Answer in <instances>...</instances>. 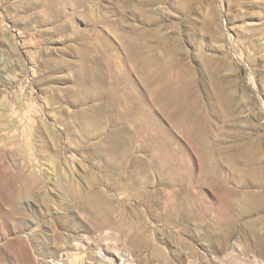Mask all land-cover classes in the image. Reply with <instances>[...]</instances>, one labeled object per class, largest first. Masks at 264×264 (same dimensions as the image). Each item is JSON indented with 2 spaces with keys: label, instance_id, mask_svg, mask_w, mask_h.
I'll return each mask as SVG.
<instances>
[{
  "label": "rangeland",
  "instance_id": "rangeland-1",
  "mask_svg": "<svg viewBox=\"0 0 264 264\" xmlns=\"http://www.w3.org/2000/svg\"><path fill=\"white\" fill-rule=\"evenodd\" d=\"M83 1L57 30L38 1L0 0V264H264V207L240 215L264 192V0ZM158 135L189 181L195 143L215 160L234 219L194 187L178 197L197 219L172 217Z\"/></svg>",
  "mask_w": 264,
  "mask_h": 264
},
{
  "label": "bare ground",
  "instance_id": "bare-ground-1",
  "mask_svg": "<svg viewBox=\"0 0 264 264\" xmlns=\"http://www.w3.org/2000/svg\"><path fill=\"white\" fill-rule=\"evenodd\" d=\"M38 1V2H35ZM34 2L36 3L37 8L39 9L40 13L42 14L43 17L48 18V19H54L55 17H57L58 15H62L63 17H66V22L62 25L59 24V26L57 25L56 29L57 30H61L64 26H67L68 23L71 21L70 18H68L70 16H67L66 14V9H69L72 7L71 10H78V9H82L83 7V0H34ZM85 4V3H84ZM70 6V7H68ZM81 7V8H79ZM65 13V14H64ZM76 12L74 11V14ZM58 14V15H57ZM73 16V15H71ZM72 26V25H71ZM69 27V26H68ZM64 29V28H63ZM73 31V30H72ZM74 31H75V27H74ZM77 32V31H76ZM78 33V32H77ZM96 35L97 38L100 42L104 43L105 46V51H108L109 54L112 53V45L111 43L108 41V39H106L105 37H103L98 31H96ZM73 37V36H72ZM127 54H129L130 57H136V55L134 54L133 50L131 49V47H127ZM107 55V54H106ZM91 63V62H89ZM83 64V63H82ZM85 64V63H84ZM133 67V66H132ZM84 72H82L80 75L84 74ZM77 75V74H76ZM78 75L77 81H79L81 79L82 76ZM84 76V75H83ZM109 76V75H108ZM98 80H96V83H105L104 81L100 80L99 78H97ZM103 79V78H102ZM108 84V83H107ZM106 87V86H105ZM93 88V87H92ZM89 90V89H88ZM98 91V90H97ZM159 95H157V91H155V103L157 104V99H158ZM141 103V102H140ZM158 105H162V106H171L172 103L166 104L165 102L158 101ZM100 109H94L96 116H97V111H99ZM122 111L118 110V109H109L106 112L109 114V116H111V114H115V112H119V118L122 122V120L125 118V115H127V113L125 114V112H123L124 110L121 109ZM170 112L169 113V119L171 121H173V124L175 122V124H178L179 126H184V124L182 123L181 119L178 120V116L175 112L174 109H168ZM166 110V111H168ZM178 109H176L177 111ZM180 113V112H179ZM140 114L142 115V119L143 121H147L149 118L148 113H142L140 112ZM180 115V114H179ZM180 117V116H179ZM182 118V117H181ZM186 121V119H185ZM158 127H156V129L158 130ZM162 127V126H161ZM164 128L162 127V133ZM160 132V130H159ZM166 132V131H165ZM164 132V133H165ZM186 133V132H185ZM194 134L191 135V139L193 137ZM164 136V135H163ZM166 138V137H165ZM194 140V139H193ZM165 141V140H164ZM162 137H158L154 138V140H152L151 142V148L149 150L150 154H152V159H153V167H155L156 171H159L160 173H164L168 176H172L173 174L170 175V173H174V177L172 179V181H168L167 178V182L169 185L168 188L172 187H178L179 189H175L173 188V190L171 189L170 191H172L170 193V195L173 194V196L176 198V200L180 199L178 197V193L179 194H184L183 192V188H197V189H201L202 191H204V188H209L216 196V202L220 205H217L219 207H222V209H216L217 211V222L216 224H219L220 222H224V220L226 219V214H227V219L229 218V220L234 219V216L232 217L230 215V213H228L229 211V205H231V201L233 196L235 195V193L237 191L235 190H228L227 189V184L224 180L223 176H219L216 172V168H215V160H213L212 157H208L205 155V151L203 149V147L199 144V143H195L196 145L194 146L193 150L195 152H197L198 156H199V170L195 173L192 172V180L189 181L188 179V172H190L191 170L188 169V164H187V160H186V153L184 151V149L182 150L180 147L175 146V142L173 143V146L171 145V141H166L164 142ZM130 142L127 141L124 146H126V144H129ZM192 143V142H191ZM199 144V145H198ZM130 145V144H129ZM190 145V144H189ZM192 145V144H191ZM194 145V144H193ZM182 147V146H181ZM138 161V160H137ZM142 162V161H141ZM141 167L143 166L144 168H142L141 172H145L147 171V169L145 168L144 162L140 163ZM138 164V165H140ZM137 165V166H138ZM148 165V164H147ZM148 169L150 167H147ZM139 169V168H138ZM148 172V171H147ZM140 173V172H139ZM151 174V172H149ZM158 173V172H156ZM239 174H241V176L246 177V174H243L244 172L238 171ZM162 174V176L164 175ZM139 175V174H138ZM142 175V174H141ZM150 176V175H148ZM159 176V175H158ZM160 177V176H159ZM165 177V175H164ZM243 177V178H244ZM151 178V176L149 177ZM171 178V177H170ZM140 179H142L140 177ZM145 179V178H144ZM164 180V178H162ZM245 179V178H244ZM143 180V179H142ZM148 180V179H147ZM161 180V178H160ZM162 180V182H163ZM150 181V180H149ZM243 180V185L245 186L247 184V181ZM165 183V182H164ZM141 184V183H140ZM167 184V183H166ZM165 185V184H164ZM163 187V185H161ZM142 188V187H141ZM241 188V187H240ZM243 189V188H242ZM167 190V189H166ZM237 190V189H236ZM240 190V189H239ZM245 192V191H244ZM166 193V192H165ZM251 194V199L249 197V200L247 198V200L249 201V203L247 205H245L246 209L242 210L240 212V215L242 214H248L252 212L253 209H257V208H262L264 207L261 204V197H262V201H263V194L264 192H262V194ZM166 195V194H165ZM168 196V194L166 195ZM240 196V195H239ZM171 198V197H170ZM169 199V198H168ZM246 201V200H245ZM177 202V201H176ZM170 204V203H169ZM172 204V203H171ZM174 201L173 204L174 205ZM171 205V206H172ZM249 205V206H248ZM168 208H170L169 206H167ZM231 209V208H230ZM240 209V208H239ZM171 212L173 211V216H175L177 218H182V217H188V218H194L197 219L194 216V208L191 207V205H189L187 199L181 198L179 200L178 203L175 204V207H173L172 209H170ZM233 210V209H232ZM256 211V210H255ZM259 211V210H258ZM170 212V211H169ZM237 212V211H236ZM254 213V212H253ZM256 213V212H255ZM234 215V214H233ZM231 216V219H230ZM236 216V215H235ZM244 216V215H243ZM247 217V216H246ZM226 219V220H227ZM239 219V218H238ZM183 220V219H182ZM228 221V220H227ZM235 221V220H234ZM229 224V223H228ZM249 224V223H248ZM217 226V225H216ZM247 226V225H246ZM244 230V229H243ZM245 231V230H244ZM243 231V232H244ZM247 231V230H246ZM245 231V232H246Z\"/></svg>",
  "mask_w": 264,
  "mask_h": 264
}]
</instances>
